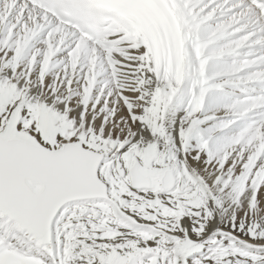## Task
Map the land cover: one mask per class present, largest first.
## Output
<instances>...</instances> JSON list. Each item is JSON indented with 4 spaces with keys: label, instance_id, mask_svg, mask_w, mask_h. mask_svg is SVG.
I'll use <instances>...</instances> for the list:
<instances>
[{
    "label": "snow or ice",
    "instance_id": "6c2138e0",
    "mask_svg": "<svg viewBox=\"0 0 264 264\" xmlns=\"http://www.w3.org/2000/svg\"><path fill=\"white\" fill-rule=\"evenodd\" d=\"M0 264H264V0H0Z\"/></svg>",
    "mask_w": 264,
    "mask_h": 264
}]
</instances>
